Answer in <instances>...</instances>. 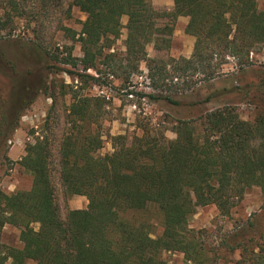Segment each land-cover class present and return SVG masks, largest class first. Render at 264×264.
<instances>
[{
	"label": "trees",
	"instance_id": "trees-1",
	"mask_svg": "<svg viewBox=\"0 0 264 264\" xmlns=\"http://www.w3.org/2000/svg\"><path fill=\"white\" fill-rule=\"evenodd\" d=\"M65 1L39 0L47 9ZM258 1L174 0L171 11L157 9L152 0L70 2L87 19L80 34L83 57L78 60L69 53L65 64L81 63L86 72L124 75L127 80L145 64L157 92L141 96L152 102L180 107L181 99L202 84L207 95L198 104L241 91L256 102V117L244 120L231 102L194 119L170 117L171 127L143 117L138 120L141 136H116L113 152L99 156L102 140L92 127L102 99L75 94L69 109L73 127L61 143L59 172L66 193L87 197L88 206L70 210L63 219L51 176L52 149L47 141L38 143L22 162L33 176L31 191L6 194L0 189V230L6 225L19 228L23 244L16 248L0 241V264H167L164 252H181L195 260L200 249L189 222L198 207L215 205L228 215L253 187L261 189L264 202V70H255L260 75L256 84L217 88L224 76L241 80L256 66L252 54L264 50V11ZM4 2L21 12L19 0ZM124 16L126 51L119 54L112 47ZM181 16L190 17L185 31L196 38L191 57L150 58L147 46L152 43L158 51L172 48ZM227 58L237 61V74L225 71ZM80 78L96 84L101 79L89 74ZM24 102L16 116L3 112L0 140H8L32 103ZM168 131L176 139H169ZM153 215L162 228L156 238Z\"/></svg>",
	"mask_w": 264,
	"mask_h": 264
},
{
	"label": "rangeland",
	"instance_id": "rangeland-1",
	"mask_svg": "<svg viewBox=\"0 0 264 264\" xmlns=\"http://www.w3.org/2000/svg\"><path fill=\"white\" fill-rule=\"evenodd\" d=\"M21 12L5 7L0 0V118L3 112L16 116L17 109L30 102L16 128L10 131L7 141L0 140V189L6 194L17 191H31L33 176L25 171L22 162L29 150L40 142H48L52 149L50 161L51 176L56 189V202L63 219L70 210H81L88 206L85 196H71L65 191L60 179V147L64 136L71 134L73 118L70 106L75 94L88 98H101L102 108L96 112L97 123L92 127L101 136L102 147L97 155L113 152V138L119 135L130 139L141 136L138 120L150 118L153 123L164 122L171 127L172 118L194 119L206 111L225 103H233L244 120L256 117V102L248 101L239 91L209 104H198L207 95V86L199 85L194 93L182 98L183 105L172 106L166 102H152L141 94H155L145 64L140 71L125 79L118 76L87 72L79 65L65 64L69 53L73 58L83 57L80 34L87 15L66 0L59 8H43L39 0H19ZM163 3L165 0H152ZM160 6V5H159ZM264 11V0L258 1ZM159 10H166L161 7ZM167 20L160 21V24ZM128 17L122 18V30L112 47L114 52L123 54L128 30ZM187 18L175 23L173 44L169 51H158L154 43L147 46L150 58L187 57L194 51L196 38L186 33ZM74 32L76 36L74 37ZM105 54V53H104ZM256 64L241 80L238 76H224L217 88L245 84H256L260 79L257 67L264 70V50L252 54ZM226 72L237 74L236 60L227 58ZM103 68V67H102ZM105 71V67L104 70ZM99 77L100 84L81 79L80 75ZM132 94V95H131ZM170 120L168 122H165ZM176 139L172 131L166 133ZM261 189L251 188L238 200L228 215L222 214L215 205L198 207L189 222L190 229L197 233L199 256L189 260L181 252H164L162 258L167 264H264V202ZM153 237L162 232L158 218L152 216ZM35 230L38 224H33ZM20 229L6 225L0 230V241L6 246L22 248ZM27 264H37L29 261Z\"/></svg>",
	"mask_w": 264,
	"mask_h": 264
},
{
	"label": "crops",
	"instance_id": "crops-1",
	"mask_svg": "<svg viewBox=\"0 0 264 264\" xmlns=\"http://www.w3.org/2000/svg\"><path fill=\"white\" fill-rule=\"evenodd\" d=\"M162 1V0H161ZM155 5V4H154ZM160 5V6H159ZM165 7V9H168V10H173L174 9V0H165V2H163V3H161V2H159V3H156V5H155V7L157 8V9H161V7ZM182 18H187V21L189 22V20H190V17H186V16H181ZM180 17V18H181Z\"/></svg>",
	"mask_w": 264,
	"mask_h": 264
}]
</instances>
